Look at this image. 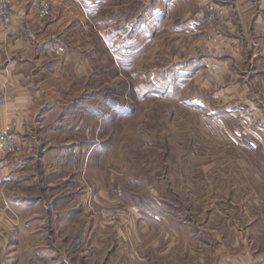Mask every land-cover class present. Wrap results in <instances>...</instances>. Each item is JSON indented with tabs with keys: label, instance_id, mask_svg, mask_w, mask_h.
I'll return each instance as SVG.
<instances>
[{
	"label": "rangeland",
	"instance_id": "1",
	"mask_svg": "<svg viewBox=\"0 0 264 264\" xmlns=\"http://www.w3.org/2000/svg\"><path fill=\"white\" fill-rule=\"evenodd\" d=\"M198 3L184 22L172 0L69 8L78 22L52 42L86 71L44 73L49 150L22 158L0 264H227L239 251L264 207V102L237 97L250 86L219 91L226 10Z\"/></svg>",
	"mask_w": 264,
	"mask_h": 264
},
{
	"label": "crops",
	"instance_id": "2",
	"mask_svg": "<svg viewBox=\"0 0 264 264\" xmlns=\"http://www.w3.org/2000/svg\"><path fill=\"white\" fill-rule=\"evenodd\" d=\"M186 1L189 7L184 12L182 6ZM73 3L77 0H0V99L5 100L0 104V134L10 141L12 149L0 151V247L5 245L13 226L6 216L20 213L16 184L25 171L23 160H35L34 151L46 154L49 150L41 145L40 137L46 131L48 112L52 110L42 88L44 73L56 65L60 71L71 70L79 77L86 71L84 59L69 60L67 53L52 42L74 30L72 23L78 19H70L69 15ZM172 4L174 8L180 6L177 15L181 22L199 6L196 0H172ZM210 4L214 11L226 10L221 41L225 63L214 73L217 78L213 82L224 85L221 93L234 91L235 85L240 89L250 86L251 93H244L243 89L237 97H250L255 104L264 102V0H210ZM210 16L206 18L209 20ZM81 21L85 26L84 18ZM250 59L254 61L249 62ZM209 67L206 64L203 68ZM198 70L202 69L196 68L195 72ZM232 80L236 82L232 84ZM253 116L264 119V110L255 111ZM253 134L257 137L254 148L264 147V127ZM253 178L257 181L262 176L255 174ZM253 193L257 198V193ZM245 210L241 209L247 214ZM253 211L257 217L242 225L235 243L240 249L227 258V264H258L264 259V243L258 232L264 229V207L255 206Z\"/></svg>",
	"mask_w": 264,
	"mask_h": 264
},
{
	"label": "built area",
	"instance_id": "3",
	"mask_svg": "<svg viewBox=\"0 0 264 264\" xmlns=\"http://www.w3.org/2000/svg\"><path fill=\"white\" fill-rule=\"evenodd\" d=\"M218 16L219 18H224L225 16V12L223 10H220L218 12ZM31 38H34L33 35H30ZM5 100L3 98L0 99V104H4ZM11 150V144H10V141L5 138L4 135L0 134V151L1 152H7V151H10ZM258 264H264V259L259 262Z\"/></svg>",
	"mask_w": 264,
	"mask_h": 264
}]
</instances>
